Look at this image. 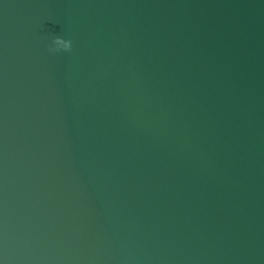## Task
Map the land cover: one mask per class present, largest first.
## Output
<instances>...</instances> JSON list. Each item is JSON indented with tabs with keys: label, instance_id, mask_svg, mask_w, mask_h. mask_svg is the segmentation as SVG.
<instances>
[{
	"label": "water",
	"instance_id": "1",
	"mask_svg": "<svg viewBox=\"0 0 264 264\" xmlns=\"http://www.w3.org/2000/svg\"><path fill=\"white\" fill-rule=\"evenodd\" d=\"M0 264H264V0H0Z\"/></svg>",
	"mask_w": 264,
	"mask_h": 264
},
{
	"label": "clouds",
	"instance_id": "2",
	"mask_svg": "<svg viewBox=\"0 0 264 264\" xmlns=\"http://www.w3.org/2000/svg\"><path fill=\"white\" fill-rule=\"evenodd\" d=\"M72 49V41L63 37H55L53 44L49 46V50L52 52L70 51Z\"/></svg>",
	"mask_w": 264,
	"mask_h": 264
}]
</instances>
